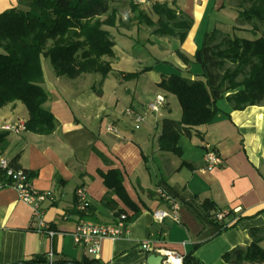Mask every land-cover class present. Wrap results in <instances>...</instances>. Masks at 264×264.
Returning <instances> with one entry per match:
<instances>
[{
	"label": "crops",
	"instance_id": "crops-1",
	"mask_svg": "<svg viewBox=\"0 0 264 264\" xmlns=\"http://www.w3.org/2000/svg\"><path fill=\"white\" fill-rule=\"evenodd\" d=\"M17 1L0 0V13L16 7ZM223 1L226 2L176 0V9L193 24L184 41H172L171 54L175 58L173 62L167 61L169 66L166 69H161L163 72L154 82L161 93H148L146 109L155 96L161 95L165 98V105L160 115L169 118L172 113L171 99L157 87L163 76L201 77L200 68L192 63L184 65L175 51L192 58L205 35L218 30L209 31L204 21L211 9L223 7ZM230 9L234 11L232 7ZM113 29L125 34L119 28ZM78 79L62 84V77L54 75L50 81L44 78L43 88L51 96L45 108L58 124L52 134L42 136L24 131L18 135H6V148L0 153V159L13 162L17 169L27 172L34 190L53 194L54 200L44 205L43 221L55 235L48 239L37 232L38 224L32 221L30 206L21 202L12 188H1L0 264H20L49 251L53 252L55 262L94 259L97 264H145L150 254L138 248L140 242L151 240L155 248L182 257L197 239L208 235L213 236L196 249L194 256L203 264H228L222 256L234 248L247 247L250 244L249 230L258 228L264 233V105L234 111L225 99L229 94L226 93L216 102L219 110L216 120L210 125L195 128L189 137H181L178 142L181 156H176L158 150V123L155 126H137L136 129L134 119L125 114L132 119L134 126H125L117 117L107 126H86L83 116L77 117L64 97V94L77 89L74 83ZM138 79H135L137 85ZM80 106L83 108V104ZM129 108L140 115L132 105ZM27 118L22 104L4 106L0 109V133H3L2 127L24 123ZM208 149L215 150L222 159V164L212 170L204 169L203 156ZM111 170L122 174L125 193L140 213L129 223L128 233L122 238L102 240L100 253L93 258L87 255L85 248L73 243L78 217L65 219L63 214L72 210L74 192L81 188L86 201L95 208V223L113 224V213L101 205L107 189L99 175V172L106 174ZM158 186H164L181 207L193 198L189 204L197 210L207 200L215 206L212 214L229 211L231 216L223 222L215 221L217 225L198 224L184 211L178 223L171 218L157 223L153 220V212L168 208L155 195ZM112 199L118 210L127 216L132 215L118 197L113 196ZM230 220L233 221L232 227L215 236L218 226ZM191 225L196 232L189 228ZM263 244L264 239L260 246Z\"/></svg>",
	"mask_w": 264,
	"mask_h": 264
},
{
	"label": "trees",
	"instance_id": "trees-1",
	"mask_svg": "<svg viewBox=\"0 0 264 264\" xmlns=\"http://www.w3.org/2000/svg\"><path fill=\"white\" fill-rule=\"evenodd\" d=\"M114 2L128 3L136 19L153 28L152 34L159 37L182 42L192 27V21L183 17L173 0L171 6L167 3L152 5L155 21L140 10L137 0H18L16 7L0 13V109L13 103L22 104L28 116L24 122L26 132L47 136L58 125L45 108L51 96L42 87V58L49 60L56 77L75 80L84 74L99 75L96 94L101 95L100 87L112 73L109 59L115 57V42L109 29L115 28L120 20L118 11L111 8ZM232 8L240 27H234L231 33L213 30L206 34L191 59L175 51L184 65H197L201 77L189 79L170 74L157 83L160 90L177 99L180 108L179 120L163 118L157 124L159 151L181 156L180 138L189 137L197 127L212 124L219 114L216 102L226 93L229 94L225 99L234 111L264 105V0H237ZM145 71L117 75L122 81H128L137 79ZM6 135L7 132L0 133V153L6 148ZM10 166L17 169L13 162ZM99 175L107 189L101 205L113 213L115 221L125 214L112 199L116 196L132 212L131 216L126 215L127 222L133 221L140 212L125 193L122 174L111 170L106 174L99 172ZM161 188L166 191L164 186ZM192 199L184 202V207L180 205L179 221L182 220L180 214L185 211L198 224L217 225L216 214H212L214 204L206 200L195 210L189 204ZM76 206L74 197L72 210L63 214L65 219L76 216L79 221L96 224L95 208L89 202L82 211ZM232 225H219L214 235L225 232ZM189 228L195 231L192 225ZM212 236L197 239L181 257V264H203L194 253ZM249 238L247 247L234 248L225 253L222 260L228 264H264V249L260 246L264 239L263 229L249 230ZM20 264H47V261L45 255H38ZM55 264L97 262L85 259Z\"/></svg>",
	"mask_w": 264,
	"mask_h": 264
},
{
	"label": "rangeland",
	"instance_id": "rangeland-1",
	"mask_svg": "<svg viewBox=\"0 0 264 264\" xmlns=\"http://www.w3.org/2000/svg\"><path fill=\"white\" fill-rule=\"evenodd\" d=\"M173 1L176 2V0ZM225 1L222 3V8L217 10L213 8L207 13L204 26L209 31L218 29L222 32L231 33L234 27H240L237 20H235L237 14L230 9V7L236 5L237 0ZM154 3H167L171 6L172 0H146L139 5L140 10L153 21L156 20L151 12ZM111 8L118 11L120 20L115 29L119 28L125 34L122 35L114 29H109L110 36L115 42V57L109 59L112 73L103 81L100 87L101 95L96 94L99 89L100 76L97 74H84L75 83L73 81L74 87L77 89L70 91L69 94H64V97L74 114L77 117L83 116L82 120L86 121L84 122L86 126H107L116 121V117L125 126H134L132 119L124 116L125 110L131 105L138 110L139 116L142 117V121L138 126H148L149 124L155 126L164 118L163 115H160V112L150 113L144 106L149 97L148 93H161L155 87L154 82L158 79L159 74L163 72L161 69H166L165 67L169 66L167 61L173 62L174 55L171 54L172 41H180L152 34L153 28L148 27L141 20L138 21L126 2H114L111 4ZM176 46L174 45V48ZM41 66L43 77L50 81L54 73L49 60L42 58ZM141 70L146 71L137 77L139 78L138 85L136 80L121 82V77L117 75L135 73ZM69 81L70 79L62 77V84ZM61 89H59L60 92ZM142 92H145L144 95H141ZM166 96L171 99L172 113L169 114V118L179 119L180 108L177 99L169 94H166ZM80 103L83 104V108H81ZM261 247H264V244Z\"/></svg>",
	"mask_w": 264,
	"mask_h": 264
},
{
	"label": "built area",
	"instance_id": "built-area-1",
	"mask_svg": "<svg viewBox=\"0 0 264 264\" xmlns=\"http://www.w3.org/2000/svg\"><path fill=\"white\" fill-rule=\"evenodd\" d=\"M145 0H137V4H143ZM165 105V98L161 95H157L147 105V110L150 113H158ZM125 114L131 116L136 124L142 121V117L137 115L133 109L127 108ZM111 130V128H108ZM3 132L20 134L25 131L24 123H18L17 125L2 127ZM204 169L212 170L219 167L222 164V159L213 149H208L203 156ZM0 189L4 187H10L17 193L18 199L29 205L32 211V221H36L38 224L37 232L46 236L48 239H52L55 232L51 227L43 221L44 205L54 200L52 192H38L34 190L30 184L29 175L27 172L21 169H15L10 166V163L1 158L0 159ZM155 195L163 200L168 208L166 210L154 211L152 214L153 220L157 223H161L165 218H171L174 222H179V209L180 204L175 201L170 195L161 187H157ZM76 199L77 210H84L88 206L86 201L85 192L78 188L74 192ZM231 216L229 211H221L216 213L215 219L217 222H223ZM228 225L233 224L230 220ZM129 223L126 219V214H121L116 218L113 224L110 225H97L89 221H79L76 225L75 232L73 234V243L75 246L83 247L86 249L88 256L96 258L100 253V244L104 239L116 240L122 238L128 233ZM138 248L148 254H158L163 257L161 264H171V259H175L181 264V257L174 252L158 249L152 245L151 240H146L138 244ZM47 264H55L54 255L52 251H49L45 255Z\"/></svg>",
	"mask_w": 264,
	"mask_h": 264
},
{
	"label": "water",
	"instance_id": "water-1",
	"mask_svg": "<svg viewBox=\"0 0 264 264\" xmlns=\"http://www.w3.org/2000/svg\"><path fill=\"white\" fill-rule=\"evenodd\" d=\"M163 257L158 254H150L145 264H161Z\"/></svg>",
	"mask_w": 264,
	"mask_h": 264
},
{
	"label": "bare ground",
	"instance_id": "bare-ground-1",
	"mask_svg": "<svg viewBox=\"0 0 264 264\" xmlns=\"http://www.w3.org/2000/svg\"><path fill=\"white\" fill-rule=\"evenodd\" d=\"M171 264H179V263H178L177 260H175V259L172 258V259H171Z\"/></svg>",
	"mask_w": 264,
	"mask_h": 264
}]
</instances>
